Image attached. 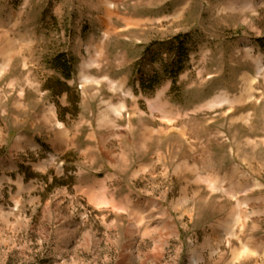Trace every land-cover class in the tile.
Here are the masks:
<instances>
[{"label":"rangeland","instance_id":"374dc122","mask_svg":"<svg viewBox=\"0 0 264 264\" xmlns=\"http://www.w3.org/2000/svg\"><path fill=\"white\" fill-rule=\"evenodd\" d=\"M0 264H264V0H0Z\"/></svg>","mask_w":264,"mask_h":264},{"label":"trees","instance_id":"16d2710c","mask_svg":"<svg viewBox=\"0 0 264 264\" xmlns=\"http://www.w3.org/2000/svg\"><path fill=\"white\" fill-rule=\"evenodd\" d=\"M186 37H178L175 39L176 41V49H175V61L171 63V65L164 67V72L168 74V76H173L172 80H176L178 75L182 72L183 70V65H182V60L183 57L188 53L189 49H187L186 44L189 42V40L185 39ZM62 76V78L65 81H68L71 79L73 70L72 67L65 61L57 59L54 67ZM161 80V74L160 73H155L154 77L151 78L150 83L151 88H154V86H158L160 84ZM56 86L49 88V90L52 93H56V96H62L64 94H68L70 89L67 86L66 83L61 82L60 80L55 81ZM175 85V82H174ZM146 83H142V88L145 90L146 89Z\"/></svg>","mask_w":264,"mask_h":264}]
</instances>
